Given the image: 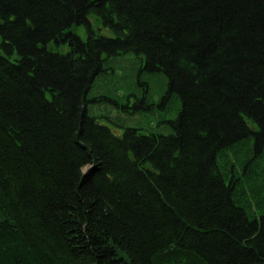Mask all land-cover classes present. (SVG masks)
Instances as JSON below:
<instances>
[{
    "label": "trees",
    "instance_id": "16d2710c",
    "mask_svg": "<svg viewBox=\"0 0 264 264\" xmlns=\"http://www.w3.org/2000/svg\"><path fill=\"white\" fill-rule=\"evenodd\" d=\"M0 37V264H264V0H0ZM127 53L168 133L89 113Z\"/></svg>",
    "mask_w": 264,
    "mask_h": 264
},
{
    "label": "rangeland",
    "instance_id": "374dc122",
    "mask_svg": "<svg viewBox=\"0 0 264 264\" xmlns=\"http://www.w3.org/2000/svg\"><path fill=\"white\" fill-rule=\"evenodd\" d=\"M90 19L94 23V26L97 27L96 16L91 15ZM97 29L99 31L101 26ZM76 31L82 38L85 39L87 37L84 27H78ZM102 32L107 35L112 34L109 29L105 28ZM67 49V46L59 48L63 52ZM109 64L110 68L96 79L89 94V98L91 99L89 113L100 116L110 114L111 112V115L117 116L115 122L122 124L123 127L138 126L147 129L149 123L152 122L160 132L168 133L170 131L168 121L175 117L178 104L173 99L166 101L165 104H161L167 90L165 75L160 72L147 73L142 71L143 62L140 56L134 53L112 57V60H109L106 65L109 66ZM145 91L147 92L146 94L150 95L155 104L151 107H134V104H139L137 103V97L142 96ZM116 93L119 95L124 93L130 94L132 101L128 108H119L112 102L116 98ZM123 127L118 128L120 132L124 130ZM258 194L262 199V207L257 209L259 215L264 211V189H259Z\"/></svg>",
    "mask_w": 264,
    "mask_h": 264
}]
</instances>
